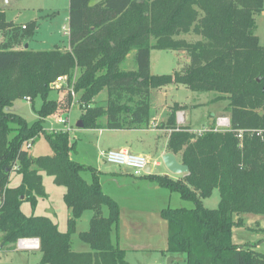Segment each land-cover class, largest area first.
Masks as SVG:
<instances>
[{"label":"trees","instance_id":"1","mask_svg":"<svg viewBox=\"0 0 264 264\" xmlns=\"http://www.w3.org/2000/svg\"><path fill=\"white\" fill-rule=\"evenodd\" d=\"M91 1L69 0V50L10 49L30 39L37 24L20 29L0 9V32L6 35L0 44V249L14 248L18 239L36 238L39 264H128L125 251L112 239L119 207L102 191L98 172L70 159L75 146L69 133L46 134L42 129V119L56 105H44L32 126L10 111L18 99L44 96L61 77L67 85L65 104L71 106L73 92L86 130L146 129L151 93L168 85L213 92V102L225 101L230 129L214 131L212 125L200 134L176 124V112L185 107L174 104L163 124L169 131L167 150L188 167V174L181 180L143 177L194 205L161 210L166 253L183 256L185 264H264V253L232 241L243 215L264 217V137L244 133L239 140L236 134L264 130V42L255 34L263 0ZM188 34L198 39L179 38ZM151 50L184 52L189 63L169 75H151ZM129 54L135 69L123 70ZM103 91L106 97L98 101ZM40 135L52 155L31 157L27 146ZM83 171L90 172V182ZM12 172L21 175L16 187L8 186ZM42 173L65 190V233L47 217L21 211L23 202L35 206L45 197ZM214 190L218 207L206 209L202 200ZM86 211L92 217L79 239L89 251L75 252L71 236Z\"/></svg>","mask_w":264,"mask_h":264},{"label":"rangeland","instance_id":"2","mask_svg":"<svg viewBox=\"0 0 264 264\" xmlns=\"http://www.w3.org/2000/svg\"><path fill=\"white\" fill-rule=\"evenodd\" d=\"M97 1L99 0H92L91 4ZM0 9L4 12L5 19L20 29L21 27L25 28L32 22L37 24L36 33L24 43L28 50L39 52L68 46L69 0H0ZM255 21L257 26L255 34L259 43L262 44L264 42V14L256 15ZM179 38L187 42H195L198 39L193 34L181 35ZM15 46L12 45V48H16ZM16 49L21 50V44ZM132 61V57H127L121 65V69L134 70L135 67ZM188 63L189 59L184 52L151 50L149 72L151 75H169L174 71L181 70ZM60 85H62L61 89H50L44 96L39 95L33 101L30 99L14 101L10 111L23 118L28 126H32L39 120L38 114L44 105H56L54 112L42 119V129L46 134L63 132L66 127L58 120L59 118L68 117L69 125L72 127L69 136L75 146L69 152V157L86 167L88 166L94 170L96 168L100 169L98 180L102 191L114 200L121 209L122 218L124 219V228L121 229V234L127 236V239L122 240L124 243L122 245L129 251L130 263L166 264L168 258L177 257V255H170L165 252L166 221L164 222L160 218V213L156 215L151 212H140L137 217H152L151 221L143 224L132 223L127 207L137 208L146 205L139 202L140 198L135 193L129 194L136 190V187L134 188L130 183L138 182L137 179L125 174L124 170H129L126 167H118L108 163L101 166L94 145L91 143L94 140L95 133L86 129L81 131V129L75 127L76 122L80 120L77 101L74 99L73 106L67 107L65 104L67 85L63 82ZM63 97L64 102L60 103ZM105 97L106 93L103 91L97 97V100H104ZM216 97L217 94L213 92L195 93L182 85H168L152 91L150 111L153 114L157 113L158 119H163L168 112V108L173 107L174 104L184 106L182 113L185 115L187 125L192 133H197L208 129L212 121L209 116L217 111L218 103L226 106L225 101L213 102L212 100ZM28 152L31 157L52 155L51 147L44 135H40L34 140L33 144L29 146ZM162 169L165 170L164 167ZM179 176L181 177L175 180H181L184 177V175ZM82 177L87 182L91 181L89 171H83ZM42 180L45 197L38 198L35 206L23 202L21 211L27 216L47 217L57 226L60 232L65 233L69 216V211L63 202L65 190L62 186L56 185L52 177L45 173H42ZM20 183L21 175L12 172L8 186L16 187ZM172 198L171 206H168L171 209L184 208L189 210L194 207L192 202L181 199L176 192L172 193ZM158 203L154 200L149 205L158 206ZM218 203L219 193L214 190L209 198L202 200L201 204L204 208L213 210L218 207ZM103 215H107L105 209ZM243 216L241 217L242 226L233 228V242L241 243V245L249 244L254 246L255 251L264 253V217L255 215L256 218L254 217L253 221L246 224ZM91 217L92 211H86L77 221L75 231L71 236V247L75 252L89 251L88 246L80 241L79 233L88 230ZM132 247L138 248L132 250ZM39 256V253L18 251L15 247L12 249L4 248L0 249V264H35L38 262ZM173 264H185L184 257L182 261Z\"/></svg>","mask_w":264,"mask_h":264},{"label":"crops","instance_id":"3","mask_svg":"<svg viewBox=\"0 0 264 264\" xmlns=\"http://www.w3.org/2000/svg\"><path fill=\"white\" fill-rule=\"evenodd\" d=\"M98 2V1H97ZM69 18V14H68ZM23 28V27H21ZM257 36V35H256ZM6 35L0 32V44H2L5 41ZM24 43L25 41L21 42L22 49H24ZM19 45H16L17 48ZM16 48H11L12 50H18ZM59 50H69V27H68V46L62 47V48H56ZM127 57H131V54H129ZM217 111H215L212 115L209 117L212 119L211 124L208 126L214 125V128L216 126V121L220 116L228 118V115L224 112V105H221L218 103ZM221 105V106H220ZM170 108H168V112L166 113L165 117L163 119H158L159 116L157 113H152L150 111V121L149 125L146 129H139V130H105V129H98V130H90L93 133H95L94 140L91 141V143L94 145V150L96 152V156L99 157V161L101 166L105 164V161H103L101 154L103 152L109 151V150H126L136 155L144 156L147 159V166L150 167L149 174L152 175H161V176H167L173 180L178 179L179 175H174L168 172V170L162 166L161 157L169 152L167 150V141H168V134L169 131L163 128V124L165 120L167 119L168 113ZM183 110V109H182ZM180 110L176 112V124L178 126H188L187 122L185 120V115L182 113L183 111ZM79 121V120H78ZM77 121V122H78ZM76 122V123H77ZM189 127V126H188ZM82 131V129H81ZM178 162L179 158L176 156ZM164 167L165 170L162 169ZM97 172H100V169H95ZM125 174L128 176H133L135 179H137L138 182L130 183L131 185L136 187V190L131 193H135L136 196L140 198L139 202L145 203L146 205H143L142 207L134 208L132 206H128V215L130 218H132V223H149L152 219V217L148 216H138V213L140 212H151L152 214H158L161 212V210L165 208H170L168 206H171L172 202V193L168 189L166 190L165 187H162L158 185L156 182L150 181L146 178H144V174L136 175L133 174L130 170H124ZM158 201L159 205H149L153 201ZM149 205V206H148ZM120 208V207H119ZM158 210V211H156ZM119 223L117 230L112 233V239L113 241H116L118 246L125 251L126 254V260L128 264L130 263V260L128 258V250L122 245L124 244L122 242L123 239H127V236L125 234H121V229L124 228V219L122 218L121 209H119ZM35 216V215H34ZM244 220L246 224H249V222L253 221L255 215H244ZM258 217V216H257ZM161 218V216H160ZM256 218V217H255ZM162 219V218H161ZM163 220V219H162ZM164 221V220H163ZM259 221V220H257ZM165 222V221H164ZM166 223V222H165ZM67 227V226H66ZM167 227V225H166ZM166 235H167V228H166ZM126 236V237H125ZM232 239H233V231H232ZM233 241V240H232ZM237 245H241V243H235ZM249 245V244H246ZM132 250H136L138 247H132ZM34 253H38L37 251H30ZM40 255V254H39ZM174 258V262L182 261L183 257L177 255V257H171ZM40 261L39 260L37 263ZM173 262V263H174ZM35 263V264H37ZM172 263V264H173Z\"/></svg>","mask_w":264,"mask_h":264},{"label":"built area","instance_id":"4","mask_svg":"<svg viewBox=\"0 0 264 264\" xmlns=\"http://www.w3.org/2000/svg\"><path fill=\"white\" fill-rule=\"evenodd\" d=\"M24 28V27H23ZM64 78H56L53 85H51V89L59 88L61 89L60 85L62 82L64 83ZM71 93V97L74 100L75 94L73 92ZM29 100V98H27ZM73 106V102L70 107ZM61 124H63L66 128L63 130V132L70 133L72 131V127L69 125V119L68 117L59 118L58 120ZM230 129V123L229 119L226 117H220L216 121V126L214 128V131H227ZM204 130L197 132L196 134H200L204 132ZM244 133L255 135L256 137L263 138L264 137V130H239L236 132L237 138L239 140L242 139V136ZM30 145L27 147L29 148ZM101 157L105 163L112 164L118 167H126L129 170L133 172L135 175H141L145 173V170L147 168V159L144 156L133 154L126 150H109L106 152H103L101 154ZM15 248L18 251H37L39 249V240L36 238H24V239H18L15 243Z\"/></svg>","mask_w":264,"mask_h":264},{"label":"water","instance_id":"5","mask_svg":"<svg viewBox=\"0 0 264 264\" xmlns=\"http://www.w3.org/2000/svg\"><path fill=\"white\" fill-rule=\"evenodd\" d=\"M24 49H27V46H24ZM76 128L82 129L83 125L79 120L76 125ZM162 164L164 167L174 175H187L188 174V167L178 162L176 156L170 152H167L161 157ZM150 167L147 166L145 170V174H149ZM22 199V198H21ZM175 261L174 258H168L166 264H172Z\"/></svg>","mask_w":264,"mask_h":264}]
</instances>
